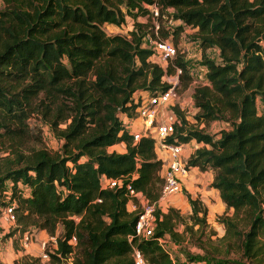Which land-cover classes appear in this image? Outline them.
Returning <instances> with one entry per match:
<instances>
[{"label": "trees", "instance_id": "trees-1", "mask_svg": "<svg viewBox=\"0 0 264 264\" xmlns=\"http://www.w3.org/2000/svg\"><path fill=\"white\" fill-rule=\"evenodd\" d=\"M0 1V141L21 136L19 124L41 108L61 140L59 151L33 149L0 166V203L14 202L10 235L39 229L54 235L56 247L47 253L55 264H133L132 244L153 264H177L159 240L179 239L184 216L177 208L157 206L153 234H135L138 213L127 207L128 185L156 201L164 162L155 139H134L123 119L136 115L133 93L166 90L171 84L163 76L176 66L178 85L192 79L184 51L164 68L142 45L146 34L155 35L153 18L159 35H167L160 17L172 8V17L195 28L204 51L205 80L192 93L196 121L229 127L214 134L192 125L176 103L179 121L167 141L198 142L186 166L213 170L210 185L233 211L216 218L225 239H234L228 248L264 264V0ZM149 15L151 22L138 20ZM128 17L133 26L126 34L105 29V23L123 28ZM209 47L217 58L205 54ZM104 178L121 181L105 188ZM187 199L191 223L184 229L197 225L203 234L207 206L189 193Z\"/></svg>", "mask_w": 264, "mask_h": 264}, {"label": "rangeland", "instance_id": "rangeland-1", "mask_svg": "<svg viewBox=\"0 0 264 264\" xmlns=\"http://www.w3.org/2000/svg\"><path fill=\"white\" fill-rule=\"evenodd\" d=\"M172 11V8H168L167 11L160 17L163 30L167 32L166 36L161 33L160 35L163 38L172 40L177 47V50L185 52L189 65L193 69V75L190 83L186 86H176L179 97L175 104L182 102L187 120L190 124L197 125L196 114L198 109L195 108L192 93L194 87L199 84L198 79L194 77V74H196L198 69L203 66L202 60L204 51L198 42L193 38L194 31L180 23L179 19L172 17ZM139 18L142 19L143 22H151L152 19L151 15H149V17L141 16ZM153 19L159 23L158 18ZM132 24V19L128 17V20L124 23L123 28L111 29L112 26L109 25L107 27L106 24L105 29H107V32L110 34L116 33L115 31L126 34L128 30L132 28ZM147 35L148 34L144 37L146 38ZM145 47L150 48L149 43H146ZM205 54L209 57L217 58V50L213 47L207 48L205 50ZM163 79L165 82L171 84L177 81L178 77L176 78L175 74L171 73L164 75ZM258 102L259 110H261V100L259 99ZM43 113L44 108H41V110L32 113L26 119L25 124H19L21 125V136L9 138L5 135L3 137L0 141V166L4 167L11 161L15 160L18 154H25L33 149L43 147L51 152L60 150L61 140L51 130L48 119L49 116H45ZM213 122L214 121L204 123L202 128L215 134L221 129L229 127L226 122H222L220 120H217L214 123ZM111 148L112 147H109V149ZM117 149L119 150L118 146ZM185 190L186 189H184L181 185V190L178 191V193H182L187 197V192H185ZM194 197L198 196L194 195ZM168 199L163 201L164 203L159 206H161L164 211H167L168 208L172 206L177 208L184 216L183 221L177 223L176 225V229L180 232L179 239L176 241L168 240L164 242V247L168 250L170 256L177 262V264H187L191 261L200 262L202 260H198V257L201 255L207 257L211 256L207 258L205 262L211 260L212 264H252L250 260L241 256L237 248L234 246L228 248V243H232L234 239H225L223 236L225 233V226L222 222L216 219L217 216H231L233 214L232 208H226V205H223V208H215L213 222L211 224L208 221V217L212 214H209V211L207 210L206 220L208 225L203 234H200V232L196 229L197 225H194L192 231L184 229L185 224L189 225L191 223V221L187 218L188 214L191 212V206L187 204L188 202H185L184 205L182 201L176 202L175 200V205L179 206L175 207L174 205H170L168 203ZM127 205L131 210V202H128ZM138 205H140V203H138ZM13 224H15V220L13 222L7 220L0 212V264H22L24 262H27V264H55V260H51L49 256L48 258L42 257L43 251L47 252V250H54L55 246L54 241L50 239V235L46 230H33L27 233L28 243L25 245L23 243V236L20 237L18 234L10 235L11 233L9 232H11L14 226ZM60 229L61 226L58 225L57 231ZM43 242L44 246L42 245ZM214 247H216V251L213 252ZM204 260L205 259H203V261ZM207 264L211 263L207 262Z\"/></svg>", "mask_w": 264, "mask_h": 264}, {"label": "built area", "instance_id": "built-area-1", "mask_svg": "<svg viewBox=\"0 0 264 264\" xmlns=\"http://www.w3.org/2000/svg\"><path fill=\"white\" fill-rule=\"evenodd\" d=\"M148 6L152 11L153 16L159 15L156 4H151ZM180 23L191 30L194 28L182 22L181 20ZM159 28L160 24L158 21H154L155 35L152 36L148 34L146 38L143 37L142 45L146 46V43H149L150 49L152 50L149 58L153 62H156L162 67L166 68L169 62L174 58L177 52V47L172 40L163 38L159 35ZM184 58L188 61L186 56H184ZM188 68L189 73L192 76L193 69L189 65V62ZM181 72L182 68L180 66H176L175 72L173 74H175L176 78L178 77L179 79V74ZM177 85L178 80L174 83H171V85L163 91H135L132 95V98L133 101L138 104L136 107V115L133 117H127V119H129L128 121L124 120L126 127L130 130V132L133 133L134 139H138L142 135L151 136L155 139L157 153L163 159V164L166 163L162 173L164 182L159 198L156 201L150 202L147 198H145L141 191L134 190L130 187V185H128L129 194L132 196L128 202H131V210H137L138 213L134 230L135 234L139 237H148L153 234L156 223V207L165 201L169 196L176 194L181 190L182 178L189 172V167L186 166V158H184L182 155L184 143L167 141L168 136H170L174 130L175 123L179 121L175 111L173 110V105L179 97V94L176 90ZM178 104L180 105L181 109H184L182 102H178ZM197 124L200 128L204 125L202 121L198 122ZM120 181L121 180L118 178H104L101 184L105 188H110L119 184ZM133 197L136 199H133ZM138 203H140V205H138ZM13 205L14 202L6 205L0 203V212L3 214V217L12 222L16 218ZM49 237L55 243V236L50 235ZM74 240L75 237L73 236L71 241ZM159 240L162 243L166 242L163 238H160ZM23 243L25 245L28 243L27 233H24L23 235ZM42 245L44 246V242ZM54 247H56V244ZM131 248L133 264H153L145 258L141 249H139L135 244H132ZM42 257L48 258V253L43 251Z\"/></svg>", "mask_w": 264, "mask_h": 264}, {"label": "crops", "instance_id": "crops-1", "mask_svg": "<svg viewBox=\"0 0 264 264\" xmlns=\"http://www.w3.org/2000/svg\"><path fill=\"white\" fill-rule=\"evenodd\" d=\"M139 17H141V16H138V20L143 21ZM129 18H131V17H129ZM126 20H128V18ZM132 21H133V19H132ZM106 24H107V27L109 25H111L112 26L111 29H119L120 28V27H117L115 25H112L111 23H105L104 26H106ZM193 30H195V28H193ZM115 32H117V31H115ZM204 70H205V65L203 64L202 68H199L198 72L196 74H194V77L198 79V83H203L205 80V71ZM123 119L125 121L129 120V119H127V117H123ZM214 122H216V121H214ZM197 145H198V142H196L195 140H190L188 142H185L183 145V149H182L183 157L187 158L189 156L190 152ZM117 146L119 147L120 150L123 149L122 144L117 145ZM111 147L113 148L114 146H111ZM165 165H166V163L163 164V167L161 169V173H163ZM212 178H213V170L212 169L209 168V169H205V170H200L197 166L190 168L188 174L182 178V186L184 189H186L185 192L190 193L191 196H193V197H194V195L198 196V198L202 201V203H204L207 206V208H208L207 210L209 211V214H212L211 216L208 217V221L210 224L213 222V215L215 213L214 209L220 208V207L223 208V205H225V203L220 198L219 190L210 185ZM168 198H167L168 203L170 205H174L175 207H179V206L175 205L176 204L175 200H176V202L182 201L183 204L185 202H188L187 204L190 206L187 197L184 196L182 193L173 194V195L169 196ZM212 201H214V202H212ZM163 203L164 202H162L160 205H162ZM127 207H128V205H127ZM128 209L130 210L129 207H128ZM39 230H43V229H39ZM187 264H207V262H205L203 260L200 262L191 261V262H188Z\"/></svg>", "mask_w": 264, "mask_h": 264}]
</instances>
